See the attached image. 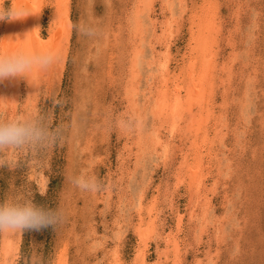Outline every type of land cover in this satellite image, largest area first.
<instances>
[{
	"label": "rangeland",
	"instance_id": "374dc122",
	"mask_svg": "<svg viewBox=\"0 0 264 264\" xmlns=\"http://www.w3.org/2000/svg\"><path fill=\"white\" fill-rule=\"evenodd\" d=\"M55 1L35 7L34 33L58 60L29 84L0 83L9 100H0V121L39 116L60 138L0 154V201L63 209L64 220L11 235L17 248L5 261L0 234V264H264V0H59L68 30ZM88 22L98 26L95 37L71 27ZM210 24L201 53L193 41ZM12 25L0 22V54L27 48L19 38L2 47L25 28ZM194 54L215 69L204 104L180 88ZM174 91L182 106L172 132L156 105L163 92L172 103ZM121 115L142 119L134 134L115 127ZM80 174L103 190L78 189L70 177Z\"/></svg>",
	"mask_w": 264,
	"mask_h": 264
},
{
	"label": "clouds",
	"instance_id": "9594fccd",
	"mask_svg": "<svg viewBox=\"0 0 264 264\" xmlns=\"http://www.w3.org/2000/svg\"><path fill=\"white\" fill-rule=\"evenodd\" d=\"M28 16L14 6L0 4V22L22 20ZM84 37L92 38L98 34L94 23H79L71 26ZM35 30V29H34ZM33 30V31H34ZM32 32V31H31ZM10 42H16L17 38ZM3 40V39H0ZM58 60V54L51 49L18 48L15 51L0 54V83L6 80L29 78L37 71H46ZM0 100H8L0 97ZM115 127L126 134H134L142 124L135 115H121L114 118ZM60 138L58 130H52L39 116L0 121V154L11 149L26 147H45L56 143ZM70 182L83 192L95 194L103 190L104 185L94 175L80 174L70 177ZM64 220L63 209H49L30 200L6 199L0 201V234L22 233L25 230H40L49 226L56 227Z\"/></svg>",
	"mask_w": 264,
	"mask_h": 264
},
{
	"label": "bare ground",
	"instance_id": "6f19581e",
	"mask_svg": "<svg viewBox=\"0 0 264 264\" xmlns=\"http://www.w3.org/2000/svg\"><path fill=\"white\" fill-rule=\"evenodd\" d=\"M28 1H30L31 3L30 4H33V5H30V8L29 9H25V10H23V6L26 4L27 5V2ZM172 1V0H171ZM34 2V3H33ZM40 2H41V0H18L17 2H16V0H15V3H14V7L18 10V11H21V12H23V13H25V15L26 16H28V17H26V18H24V19H22V20H16V21H13V25L12 26H14V30L16 29V27L18 26H21L22 24H24V26H25V28L22 30V33L21 34H19V35H17V34H13L12 32H20V30L19 29H16L15 31H12L11 32V34L7 37L8 38V40L7 39H5L4 41H3V44H2V47L3 48H10V47H12L13 45H18L19 44V42H20V40H17L16 41V43H13V42H10V38L9 37H11V38H14L15 36L14 35H16V37L17 36H21L22 37V39L24 38V36H25V34L26 33H29V32H31V34L30 35H28L27 36V38L26 39H24L23 41H25L26 42V44H25V47H27V48H39V49H46L45 47L43 48V46L41 45V43L39 42V40L37 39V37H36V33H34L35 31L37 32V29H38V21L40 20H38V19H35V17L38 15V10L39 9H36V8H38V7H36L38 4H40ZM43 2V1H42ZM56 2V17H57V21H59V22H61V24H62V30L64 29V30H68V27H67V14H65L64 12H61L60 11V7H61V4H60V1L59 0H56L55 1ZM55 5V4H54ZM179 5V4H178ZM195 5V4H194ZM60 6V7H59ZM170 6V5H169ZM204 6V5H203ZM29 7V6H28ZM36 7V8H35ZM31 8H32V10H31ZM210 9V8H209ZM213 9V8H212ZM212 9H210L211 11H212ZM31 12V13H30ZM39 12H41V11H39ZM54 12V11H53ZM55 13V12H54ZM40 14V13H39ZM55 15V14H54ZM207 16V15H206ZM209 16V15H208ZM34 17V19H32ZM39 18H40V16H39ZM205 19V18H204ZM205 20H207V19H205ZM204 20V21H205ZM57 21H56V24H57ZM209 21V20H208ZM211 22V21H210ZM204 23V22H203ZM208 23V22H207ZM12 24V23H11ZM15 24V25H14ZM55 26V25H54ZM216 26V25H215ZM209 27V28H208ZM210 28H211V24H210V26H207V27H203V29L201 28V29H199V31H201L200 33L201 34H199V32H198V37L195 39V41H193V42H195L196 43V45H197V47L199 48V52H204L205 51V49H206V47L208 48V46H210V45H208V44H210V40H211V33H210ZM35 29V30H34ZM8 30V29H7ZM34 30V31H33ZM203 30V31H202ZM204 30H205V32H207L206 34H205V32H204ZM214 30V29H213ZM55 31H53V33H54ZM61 32V31H60ZM66 32V31H65ZM197 32V31H196ZM217 32V31H216ZM34 33V34H33ZM33 34V35H32ZM217 36H218V34H217ZM14 40V39H13ZM208 40V41H207ZM56 41V40H55ZM6 42V43H5ZM5 43V44H4ZM194 43V44H195ZM49 44L50 43H47V47H49ZM52 44V43H51ZM46 45V44H45ZM42 46V47H41ZM50 47H51V45H50ZM49 47V48H50ZM8 48V50H10ZM17 48V47H16ZM162 48V47H161ZM164 49V48H163ZM197 49V48H196ZM7 50V51H8ZM212 50V49H211ZM12 51V50H11ZM196 52H198V49L197 50H195ZM206 51H208L207 49H206ZM205 53V52H204ZM195 55V54H194ZM199 55V54H198ZM202 55V54H201ZM207 55H208V53H207ZM207 55H202L201 56V58H200V56H199V59H198V56H196L195 55V61H191V62H189L190 64H189V68L187 67V76L185 77L184 75H182V77L184 76V78L182 79V80H180V82H181V84H183V87H180V88H182V90H185V92L187 93V96H188V99L190 100L189 102H202V104H204V103H206V100L204 101H202V100H200L201 98H203V96H205L206 95V93L208 92L209 93V90H210V86L208 87V85H207V83H206V78L208 77V76H214L213 74V72H214V70L213 71H211L212 70V67H211V63H209V60H206V57H207ZM139 58V57H138ZM154 59V58H153ZM198 59V60H197ZM168 60V59H167ZM247 63V62H246ZM135 66H137V65H135ZM161 66L163 67V69H164V71L165 72H167L168 70H166L165 68H166V66H164V64H161ZM157 70V69H156ZM185 71V70H184ZM40 71H39V75H40ZM157 73V72H156ZM162 72H160V74H161ZM32 76H33V74H32ZM35 77H36V75H35ZM152 77V76H151ZM49 78V77H48ZM36 79H37V77H36ZM149 80L151 79V78H148ZM32 80V79H31ZM137 80V79H136ZM10 81V80H9ZM210 80H208V82H209ZM27 82V81H26ZM184 84H185V86H184ZM31 87V86H30ZM186 87V88H185ZM160 88V87H159ZM208 88V89H207ZM14 90V89H13ZM167 90V89H166ZM165 90V91H166ZM27 91V90H26ZM170 91V90H169ZM172 91V90H171ZM15 92H19V91H15ZM175 93H174V95L171 97L172 98V103H168V102H170V101H168V100H166V92H163V95H162V97L160 98L161 99V101L159 100L158 101V103H157V105L156 106H158V110H159V112L160 111H163V113H167V114H169L170 116H168V117H170L171 119H172V122H173V124L171 125L172 126V132L173 131H175V129L176 130H178V128L180 127V125H179V121L181 120V118H180V113L178 112L179 110H180V108H181V106H182V102H181V95H180V91H174ZM158 93V92H157ZM168 93V92H167ZM14 96V95H13ZM160 96V95H159ZM1 97V96H0ZM16 97V96H15ZM14 97V98H15ZM205 98V97H204ZM174 99V100H173ZM207 99V98H206ZM183 100V99H182ZM7 101H9V100H7ZM186 101V100H185ZM187 102H188V100H187ZM190 104V103H189ZM184 105H186V104H183V106ZM194 105V104H193ZM136 106V105H135ZM195 106V105H194ZM197 107H198V105H197ZM200 107V106H199ZM202 107H204V106H202ZM187 108H188V105H187ZM196 108V107H195ZM185 109V108H184ZM190 109H191V107H190ZM205 109V108H204ZM157 110V111H158ZM187 110V109H186ZM196 110V109H195ZM202 110V109H201ZM182 112H184L183 110H182ZM190 112H192V111H190ZM189 112V113H190ZM202 113H203V110L201 111ZM158 113V112H157ZM162 113V112H161ZM188 113V112H187ZM201 114V113H200ZM205 114V113H204ZM201 116V115H200ZM180 118V119H179ZM163 119V118H162ZM190 119V118H189ZM200 119V118H199ZM198 120V119H197ZM205 121V120H204ZM169 122H171V121H169ZM168 122V123H169ZM200 122V121H199ZM199 122H198V124H199ZM167 123V122H166ZM204 123V122H203ZM194 126V125H193ZM206 127V126H205ZM194 127H192V129H193ZM207 128V127H206ZM192 129H190V130H192ZM203 129V128H202ZM171 130V129H170ZM198 130V129H197ZM204 130V129H203ZM189 131V130H188ZM206 131V130H205ZM192 132V131H191ZM201 132V131H200ZM197 133H199V132H197ZM191 134V133H190ZM188 135H189V133H188ZM193 136V135H192ZM199 136V135H198ZM189 138V137H188ZM192 137H190V139H191ZM209 138V137H208ZM192 140H193V138H192ZM173 141V140H172ZM155 143H157V141H154ZM198 142V141H197ZM159 144V143H158ZM156 145V144H155ZM190 145V144H189ZM190 146H192V145H190ZM189 146V147H190ZM195 146V145H194ZM154 147H157L158 148V146L156 145V146H154ZM197 147V146H196ZM190 149V148H189ZM168 151V150H167ZM191 152V151H190ZM166 153V152H165ZM197 153V152H196ZM162 154H164V151H163V153ZM167 154V153H166ZM188 154H190L189 153V151H188ZM193 154V153H192ZM192 154H190V155H192ZM197 155V154H196ZM200 154H198V156H199ZM165 157V156H164ZM188 157V156H187ZM197 157V156H196ZM195 157V158H196ZM181 158V157H180ZM188 158H190V157H188ZM199 158V157H198ZM192 161V160H191ZM194 161V160H193ZM197 161V160H196ZM200 162H201V160H200ZM189 163V162H188ZM202 165V164H201ZM135 167V166H134ZM199 167V166H198ZM195 168V167H194ZM193 168V169H194ZM190 170V178H192V179H190V181L192 180V183H193V186H195V188H197V190H199V188H198V186H201L200 185V183L202 182V180L200 179V178H198L197 176L199 175V171H196V170H192L191 168L189 169ZM198 172V173H197ZM203 172V171H202ZM194 175H196L195 177H194ZM194 182H195V184H194ZM200 190H202V189H200ZM189 202V201H188ZM191 209V208H190ZM154 210V209H153ZM132 213V212H131ZM191 221V220H190ZM190 225V224H189ZM139 230H138V234H140L139 235V237H140V241H143V240H145V237H144V235H142V230H140L141 229V227L140 228H138ZM151 229V230H150ZM218 231V230H217ZM147 234H151L152 233V228L150 227L149 229H148V232H146ZM17 234V233H16ZM11 235H13V234H2V237H3V243H2V248H1V250L3 251L2 252V258H5L3 261H5L6 260V257L9 255V254H11V252H12V254H13V251H16V249L15 248H17V246L15 245V244H13L12 242H11ZM195 235V234H194ZM18 236V235H17ZM15 237H13V239H14ZM144 238V239H143ZM2 241V240H1ZM103 242V241H102ZM11 243V244H10ZM13 245H14V247H13ZM16 246V247H15ZM98 246V245H97ZM140 246H141V244H140ZM176 246V245H175ZM173 247V246H172ZM177 247V246H176ZM141 248V247H140ZM188 249H189V247H188ZM208 251V250H207ZM134 254V253H133ZM116 255V254H115ZM161 255V254H160ZM11 256V255H10ZM140 256V255H139ZM114 257V256H113ZM143 257H145V256H143ZM135 258V257H134ZM174 258V257H173ZM177 258V257H176ZM117 259V261H118V258H116ZM137 259V258H136ZM144 258H140V261L143 263V261L145 260H143ZM9 260V258H7V261ZM113 260V259H112ZM117 261H116V263H117ZM139 261V262H140ZM177 261V260H176ZM175 261V262H176ZM3 264H5V263H3ZM6 264H9V262L7 263L6 262ZM177 264V263H176Z\"/></svg>",
	"mask_w": 264,
	"mask_h": 264
}]
</instances>
